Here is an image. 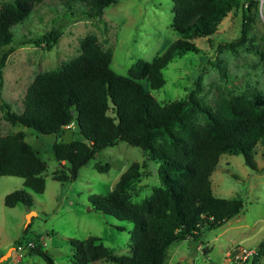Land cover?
<instances>
[{"label":"trees","instance_id":"trees-1","mask_svg":"<svg viewBox=\"0 0 264 264\" xmlns=\"http://www.w3.org/2000/svg\"><path fill=\"white\" fill-rule=\"evenodd\" d=\"M45 0H12L0 6V87L2 71L14 51L11 27L22 22ZM73 15L79 5L80 14L102 20L103 10L119 0H58ZM172 27L178 38L165 50L146 60L138 58L126 75L110 67L111 51L103 49L95 34L79 40L81 53L59 67L38 74L28 85L23 110L14 113L7 102L1 103L3 117L39 134H54V157L67 165V173H54L55 180L65 182L77 178L79 169L100 150L120 141L140 147L147 158L157 163L160 187L133 204L128 188L140 175L141 165L131 163L120 175L114 188L105 195L90 197L94 210L129 222L130 254L109 251L97 236L70 239L73 264H89L107 259L114 264H166V248L175 241H199L204 230L222 226L244 208L240 197L222 198L212 193L210 176L222 154L242 155L244 164L260 172L255 160V147L264 144V98L220 95L214 104L201 102L190 94L186 98L160 103L145 88L152 90L164 84L163 70L175 57L200 49L196 37H212L227 12L240 11L245 21L250 7L259 0H171ZM248 28L241 27L239 43L244 44ZM61 31L52 28L37 38L51 48ZM230 44L229 46H231ZM232 47V46H231ZM222 78L228 76L219 62H214ZM198 115V117H196ZM75 124L79 139L65 143L61 135ZM108 171L109 164H95ZM47 164L25 140L19 130L0 135V177L9 175L23 179V185L35 193L45 189ZM21 203L30 207L32 199L24 189L4 197V204ZM23 238L15 247L27 245L30 256H40L45 264H56L39 235ZM264 256V237L258 243L251 263Z\"/></svg>","mask_w":264,"mask_h":264},{"label":"rangeland","instance_id":"rangeland-1","mask_svg":"<svg viewBox=\"0 0 264 264\" xmlns=\"http://www.w3.org/2000/svg\"><path fill=\"white\" fill-rule=\"evenodd\" d=\"M8 2L12 0H0V6ZM80 8L74 5L71 15L62 2L45 0L22 22L11 27L14 51L2 71L0 135L24 131L25 140L46 162L47 168L42 193L25 187L21 177H0V264H45L40 256H30L15 247V242L24 237L29 211L35 214L31 215L26 238L39 235L56 264H73V248L69 243L73 238L97 236L112 253L130 254L132 225L94 210L90 197L110 192L133 162L141 165V175L127 190L131 203H140L160 187L157 163L147 158L140 147L125 141L100 150L79 169L75 180H55L54 173L68 172L67 165L54 157L52 144L56 136L39 134L3 117L2 102H7L12 112L20 113L26 89L33 79L79 55V40L88 34H95L103 49L111 51L110 67L122 75L127 74L138 58L150 61L178 38L172 27L171 0H119L103 10V21L82 16ZM246 14L245 21L240 11L230 10L212 37L193 38L200 51L182 54L170 61L163 70L161 88L152 90L145 81H141L142 85L160 103L190 94L207 104H214L220 95L264 98V0L251 6ZM243 23L248 31L245 43L241 44ZM55 27L61 34L51 48L44 43L30 42ZM214 62L221 64L228 76L226 79L221 77ZM73 126L75 138L79 139L77 127ZM255 152L260 172L248 168L242 155L224 153L210 176L212 193L222 198L240 197L244 201L243 210L222 226L204 230L197 242L189 239L171 243L166 248V264H252L251 256L243 261L238 255L243 250H256L264 237V144L259 142ZM105 163L110 166L108 171L100 172L94 167ZM18 189L30 195V207L21 203L14 207L4 204V197ZM89 264L114 263L99 259ZM258 264H264V256Z\"/></svg>","mask_w":264,"mask_h":264},{"label":"water","instance_id":"water-1","mask_svg":"<svg viewBox=\"0 0 264 264\" xmlns=\"http://www.w3.org/2000/svg\"><path fill=\"white\" fill-rule=\"evenodd\" d=\"M61 137L63 138L65 143H70L73 140V130L71 128L66 129L65 132L61 135ZM32 214H35V212H32V211L28 212V214H27V222L25 223L24 227H27V225L29 224ZM12 248H15V247H12ZM187 262L190 263L191 260L188 259ZM179 264H184V263L180 262Z\"/></svg>","mask_w":264,"mask_h":264},{"label":"built area","instance_id":"built-area-1","mask_svg":"<svg viewBox=\"0 0 264 264\" xmlns=\"http://www.w3.org/2000/svg\"><path fill=\"white\" fill-rule=\"evenodd\" d=\"M27 246H32V241H31V240L27 242V245H26V246H25V245H19V246L17 247V251L22 252L23 250H25V248H26ZM254 253H255V250H243V252H241V253L238 255V257H239L241 260L244 261L248 256H252Z\"/></svg>","mask_w":264,"mask_h":264},{"label":"crops","instance_id":"crops-1","mask_svg":"<svg viewBox=\"0 0 264 264\" xmlns=\"http://www.w3.org/2000/svg\"><path fill=\"white\" fill-rule=\"evenodd\" d=\"M74 125V124H73ZM71 126V129L73 130V138H75V130H74V126ZM63 163V162H62Z\"/></svg>","mask_w":264,"mask_h":264}]
</instances>
